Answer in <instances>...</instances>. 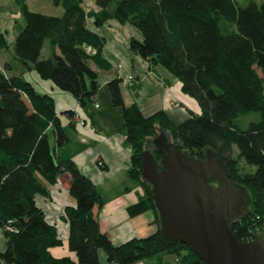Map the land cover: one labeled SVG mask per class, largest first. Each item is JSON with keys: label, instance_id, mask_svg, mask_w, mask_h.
<instances>
[{"label": "trees", "instance_id": "16d2710c", "mask_svg": "<svg viewBox=\"0 0 264 264\" xmlns=\"http://www.w3.org/2000/svg\"><path fill=\"white\" fill-rule=\"evenodd\" d=\"M12 1L22 20L11 46L13 57L80 103L92 99L98 88L88 61L109 68L100 57L103 39L86 27V19L100 25L114 18L138 29L141 40L130 38L129 50L175 76L199 112H190L178 123L162 110L144 114L135 103H123L119 77L106 82L111 104L121 108L120 128L131 148L128 173L143 191L136 206L151 209L156 224L147 236L113 244L92 212L94 205L102 204L100 193L58 152L67 136L52 98L0 71V228L5 238L1 264H96L99 249L109 263L132 264L170 252L177 264H200L186 244L162 237L150 184L140 177L141 152L159 131L194 157L202 158V150L211 148L229 178L245 187L251 198L248 215L231 223L237 240L264 232V0L242 6L235 0H93L95 9H85L82 0H50L62 9L60 15L32 11L25 0ZM44 43L49 47L45 57ZM7 46L0 32V49ZM250 111L259 119L244 129L236 127L234 118ZM65 114L73 116L72 111ZM64 172L70 176L68 193L75 205L63 208L62 219L67 247L76 260L51 255L48 248L60 245L61 239L34 200L35 194L47 196V184Z\"/></svg>", "mask_w": 264, "mask_h": 264}, {"label": "crops", "instance_id": "0c3cea01", "mask_svg": "<svg viewBox=\"0 0 264 264\" xmlns=\"http://www.w3.org/2000/svg\"><path fill=\"white\" fill-rule=\"evenodd\" d=\"M56 9L57 12L44 14L60 15L62 9L59 6H56ZM21 25L17 5L12 0H0V32H4L8 44L6 48L0 49V71L5 76L22 78L36 92L52 98L54 111L67 136L66 143L58 150L59 154L70 158L101 195L102 204L92 207L100 231L106 233L113 244L154 232L156 224L152 210L139 209L136 206L143 191L137 180L128 173L131 148L120 128L121 108L110 103L106 82L112 77H119L120 94L125 105L135 103L144 114L162 110L173 123L186 119L190 112L198 113L196 101L182 92L180 81L175 76L159 65H150L129 50L130 38L141 40L137 28L127 22L119 23L114 18L95 25L89 18L86 19V27L103 39L100 57L109 64V68H102L95 61H88L90 68L97 74L98 88L92 99L80 103L69 92L59 89L49 79L40 77L34 68H25L13 57L11 46ZM48 48V44L44 43L42 56L48 55ZM127 75L133 76L131 84L125 80ZM85 81L89 85L88 80ZM133 84L136 85L135 88ZM65 111L76 113L78 118L68 117ZM242 118L244 119L241 121ZM78 119L82 123H79ZM258 119L259 114L250 111L238 114L233 123L236 127L244 129L249 122ZM97 160L103 162L101 167L96 165ZM69 182L68 173L58 175L55 183L47 184L48 195L35 194L34 200L42 209L45 220L55 226L61 239L60 245L48 248L51 255L67 256L76 260L75 253L67 247V224L62 219L63 208L66 205H75V199L68 193ZM4 247L5 238L0 228V251H3ZM97 254L96 264H116L106 260L103 250L99 249ZM177 262L175 254L161 252L132 264Z\"/></svg>", "mask_w": 264, "mask_h": 264}, {"label": "water", "instance_id": "95a60500", "mask_svg": "<svg viewBox=\"0 0 264 264\" xmlns=\"http://www.w3.org/2000/svg\"><path fill=\"white\" fill-rule=\"evenodd\" d=\"M147 143L153 148L141 152L140 177L150 184L162 237L186 244L200 264H264V232L239 241L231 231L251 198L216 153L206 147L202 158L188 155L164 131Z\"/></svg>", "mask_w": 264, "mask_h": 264}, {"label": "rangeland", "instance_id": "374dc122", "mask_svg": "<svg viewBox=\"0 0 264 264\" xmlns=\"http://www.w3.org/2000/svg\"><path fill=\"white\" fill-rule=\"evenodd\" d=\"M235 1L237 2L238 5L242 6V5H245L249 0H235ZM254 1L260 2L262 0H254ZM25 2H26L27 7L32 11L35 10V11H39L42 13L57 12L56 7L51 4L50 0H25ZM82 5L85 8H89V7L96 8V5L93 2V0H82ZM243 119L244 118H242L241 121ZM241 121H240V123H241ZM146 147L151 149V148H153V145L151 143H148V144H146Z\"/></svg>", "mask_w": 264, "mask_h": 264}, {"label": "built area", "instance_id": "2783aa9c", "mask_svg": "<svg viewBox=\"0 0 264 264\" xmlns=\"http://www.w3.org/2000/svg\"><path fill=\"white\" fill-rule=\"evenodd\" d=\"M132 79H133L132 75H127L126 78H125V80L127 82H129L130 84L132 82ZM73 117H75L77 119L78 115L76 113H73ZM78 121H79V123H82V121L80 119H78ZM96 165L101 167L103 165V162L101 160H97L96 161ZM6 228L9 229V226H7Z\"/></svg>", "mask_w": 264, "mask_h": 264}, {"label": "flooded vegetation", "instance_id": "af4514ba", "mask_svg": "<svg viewBox=\"0 0 264 264\" xmlns=\"http://www.w3.org/2000/svg\"><path fill=\"white\" fill-rule=\"evenodd\" d=\"M154 154H157V153H154ZM157 158H159V155L157 156Z\"/></svg>", "mask_w": 264, "mask_h": 264}]
</instances>
